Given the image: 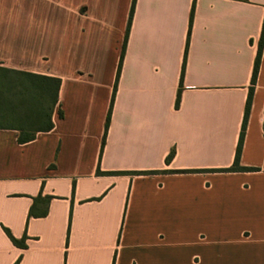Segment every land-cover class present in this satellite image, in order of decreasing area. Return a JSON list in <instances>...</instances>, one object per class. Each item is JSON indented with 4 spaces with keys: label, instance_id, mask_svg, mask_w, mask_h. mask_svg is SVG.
Masks as SVG:
<instances>
[{
    "label": "crops",
    "instance_id": "obj_1",
    "mask_svg": "<svg viewBox=\"0 0 264 264\" xmlns=\"http://www.w3.org/2000/svg\"><path fill=\"white\" fill-rule=\"evenodd\" d=\"M131 3L27 0L0 21V67L58 78L62 113L24 144L0 129V264H264V43L239 159L257 171L215 172L264 0H135L100 151Z\"/></svg>",
    "mask_w": 264,
    "mask_h": 264
},
{
    "label": "trees",
    "instance_id": "obj_2",
    "mask_svg": "<svg viewBox=\"0 0 264 264\" xmlns=\"http://www.w3.org/2000/svg\"><path fill=\"white\" fill-rule=\"evenodd\" d=\"M135 0H132L128 23L124 42L122 44L117 73L113 85L112 96L110 100L109 110L104 124V133L101 143L100 151L103 148L105 134L108 129L113 98L116 91L117 78L119 75L121 62L124 55L125 42L129 32L130 21L132 18ZM193 8L190 12L189 27L192 21ZM264 43V20L262 23L261 35L258 43V49L254 60L252 75L250 79V86L248 96L244 106L243 119L241 123V130L235 150L234 160L232 165L227 169L217 170L219 173H234V172H255V168H246L239 165L240 153L242 148L244 131L246 128L247 118L251 106V98L253 88L256 82L258 73L261 51ZM184 67V66H183ZM183 67L180 75V82L176 94L175 108L179 105L181 93V79L183 74ZM60 87V80L55 77L42 76L22 71H16L0 67V129L1 130H14L18 132L17 142L24 144L34 139L37 133L48 132L53 128L52 115L55 112L58 118L62 117V113L58 108V90ZM173 156V152L169 153L166 157V162H169ZM98 175L104 173L96 172ZM106 174V173H105ZM120 175L121 173H107V175ZM132 175V174H131ZM50 197L41 198L38 195L29 209L28 217H35L37 214L34 212L35 205L42 203L47 206ZM46 210L42 211L38 217H44ZM4 232L10 239L13 245L23 248L25 236L20 240L14 239L7 230ZM16 264V263H15Z\"/></svg>",
    "mask_w": 264,
    "mask_h": 264
},
{
    "label": "rangeland",
    "instance_id": "obj_3",
    "mask_svg": "<svg viewBox=\"0 0 264 264\" xmlns=\"http://www.w3.org/2000/svg\"><path fill=\"white\" fill-rule=\"evenodd\" d=\"M27 0H0L3 7L0 8V21L22 20L24 12L19 9V5Z\"/></svg>",
    "mask_w": 264,
    "mask_h": 264
},
{
    "label": "built area",
    "instance_id": "obj_4",
    "mask_svg": "<svg viewBox=\"0 0 264 264\" xmlns=\"http://www.w3.org/2000/svg\"><path fill=\"white\" fill-rule=\"evenodd\" d=\"M263 126H264V115H263Z\"/></svg>",
    "mask_w": 264,
    "mask_h": 264
}]
</instances>
